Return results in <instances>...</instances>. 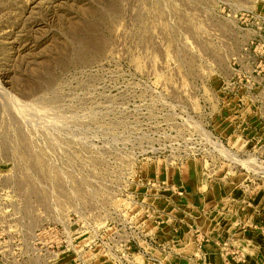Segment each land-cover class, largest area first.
Instances as JSON below:
<instances>
[{"label":"rangeland","instance_id":"rangeland-1","mask_svg":"<svg viewBox=\"0 0 264 264\" xmlns=\"http://www.w3.org/2000/svg\"><path fill=\"white\" fill-rule=\"evenodd\" d=\"M263 32L264 0H0V264L156 259L133 224L145 187L167 188L156 170L264 180V148L219 130L257 90Z\"/></svg>","mask_w":264,"mask_h":264},{"label":"crops","instance_id":"crops-1","mask_svg":"<svg viewBox=\"0 0 264 264\" xmlns=\"http://www.w3.org/2000/svg\"><path fill=\"white\" fill-rule=\"evenodd\" d=\"M260 35L264 38V32ZM256 62L263 72L257 90L242 88L241 95H230L224 128L219 125L225 143L242 156L264 148V50ZM252 96L258 99L253 101ZM240 97L250 98L251 104L233 105ZM207 165L195 159L181 167L182 175L175 172L167 176L161 169L162 178L156 170L153 176L167 180L162 182L167 188L145 187L150 204L143 203L145 211L142 209L133 223L142 221L147 231L144 235L137 229L145 237L138 246L144 244L152 250L160 264H264V180L229 163ZM148 240H153L159 250L149 246ZM223 246L238 253L242 262L230 252L227 256ZM141 248L142 252L135 248L130 252L132 264H158ZM160 256L165 257L164 263Z\"/></svg>","mask_w":264,"mask_h":264},{"label":"built area","instance_id":"built-area-1","mask_svg":"<svg viewBox=\"0 0 264 264\" xmlns=\"http://www.w3.org/2000/svg\"><path fill=\"white\" fill-rule=\"evenodd\" d=\"M261 47L263 48L262 50H264V42H263V41H262ZM212 135H213V134H212ZM200 137H201V135H200ZM200 139H201L203 145H206V144H204V143H205V140H204L202 137H201ZM213 140L222 142L220 139L216 138L214 135H213ZM206 146H209V145H206ZM208 148H209V147H207L206 150L210 152L211 150H209ZM211 152H212V151H211ZM214 153H215V152H214ZM198 155H199V153H198ZM158 186H159V185H158ZM202 241H204V240H202ZM132 242H133V241H132ZM152 243H155V242H154L153 240H149V245H152ZM223 250H224V253H225L226 255L230 252L226 246H223ZM120 251H121L122 253H120V256H121V257H119L120 259H119L118 263H119V264H122L121 261H123V262L126 263V264H132V260H133V259H132V253H130V252H132L131 247H127V244H124V248H123L122 250H120ZM230 255L235 256L239 262H242V258H241V256H240L238 253H235V252L233 251V252H230ZM227 256H228V255H227ZM152 260L155 261V262H157L158 264H160V263H159L158 261H156L155 259H152Z\"/></svg>","mask_w":264,"mask_h":264}]
</instances>
